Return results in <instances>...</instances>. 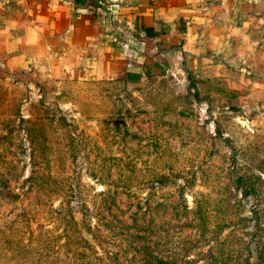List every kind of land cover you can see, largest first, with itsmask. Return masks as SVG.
<instances>
[{
  "label": "rangeland",
  "instance_id": "rangeland-1",
  "mask_svg": "<svg viewBox=\"0 0 264 264\" xmlns=\"http://www.w3.org/2000/svg\"><path fill=\"white\" fill-rule=\"evenodd\" d=\"M254 16L168 71L65 68L0 30V264H264Z\"/></svg>",
  "mask_w": 264,
  "mask_h": 264
},
{
  "label": "crops",
  "instance_id": "crops-1",
  "mask_svg": "<svg viewBox=\"0 0 264 264\" xmlns=\"http://www.w3.org/2000/svg\"><path fill=\"white\" fill-rule=\"evenodd\" d=\"M85 1L78 7L71 0H0V30L32 33L28 42L65 68L73 58L97 72L124 66L168 71L174 58L199 48L205 25L264 15V0ZM213 34L216 44L221 32L211 28Z\"/></svg>",
  "mask_w": 264,
  "mask_h": 264
},
{
  "label": "water",
  "instance_id": "water-1",
  "mask_svg": "<svg viewBox=\"0 0 264 264\" xmlns=\"http://www.w3.org/2000/svg\"><path fill=\"white\" fill-rule=\"evenodd\" d=\"M72 2H74L78 7H81L85 4V0H71Z\"/></svg>",
  "mask_w": 264,
  "mask_h": 264
},
{
  "label": "trees",
  "instance_id": "trees-1",
  "mask_svg": "<svg viewBox=\"0 0 264 264\" xmlns=\"http://www.w3.org/2000/svg\"><path fill=\"white\" fill-rule=\"evenodd\" d=\"M157 264H176V263H173V262H170V261L159 260Z\"/></svg>",
  "mask_w": 264,
  "mask_h": 264
}]
</instances>
